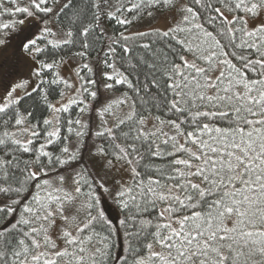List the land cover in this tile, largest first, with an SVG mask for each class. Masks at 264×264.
I'll return each mask as SVG.
<instances>
[{"label":"snow or ice","instance_id":"6c2138e0","mask_svg":"<svg viewBox=\"0 0 264 264\" xmlns=\"http://www.w3.org/2000/svg\"><path fill=\"white\" fill-rule=\"evenodd\" d=\"M0 51V264H264V0H0Z\"/></svg>","mask_w":264,"mask_h":264},{"label":"rangeland","instance_id":"374dc122","mask_svg":"<svg viewBox=\"0 0 264 264\" xmlns=\"http://www.w3.org/2000/svg\"><path fill=\"white\" fill-rule=\"evenodd\" d=\"M163 23H165V20L163 18H161V20L159 21V24H163ZM0 63H4L6 68L12 67L13 60L11 58V54L10 53L5 54L3 51H0ZM64 67H65L64 68L65 69L64 73L67 76L71 75L73 68L70 65H68V64H66ZM26 74H27L26 67H22L21 71H20V75L23 76V75H26Z\"/></svg>","mask_w":264,"mask_h":264},{"label":"trees","instance_id":"16d2710c","mask_svg":"<svg viewBox=\"0 0 264 264\" xmlns=\"http://www.w3.org/2000/svg\"><path fill=\"white\" fill-rule=\"evenodd\" d=\"M66 64L70 65L72 68L75 67V63H74L71 59H69L68 62H67ZM66 64H65V65H66ZM65 65H64V66H65ZM64 66H63V68L61 69V71H62V74H63V75L67 76V75L64 73V71H65V69H64L65 67H64ZM107 206H110V201L108 202V205H107Z\"/></svg>","mask_w":264,"mask_h":264}]
</instances>
